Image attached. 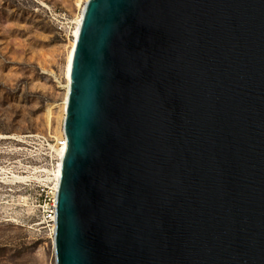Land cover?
I'll use <instances>...</instances> for the list:
<instances>
[{
	"label": "water",
	"instance_id": "1",
	"mask_svg": "<svg viewBox=\"0 0 264 264\" xmlns=\"http://www.w3.org/2000/svg\"><path fill=\"white\" fill-rule=\"evenodd\" d=\"M56 264H264V0H88Z\"/></svg>",
	"mask_w": 264,
	"mask_h": 264
},
{
	"label": "rangeland",
	"instance_id": "2",
	"mask_svg": "<svg viewBox=\"0 0 264 264\" xmlns=\"http://www.w3.org/2000/svg\"><path fill=\"white\" fill-rule=\"evenodd\" d=\"M85 2L0 0V264H56L37 206L56 161L38 137L54 148L64 135L65 66Z\"/></svg>",
	"mask_w": 264,
	"mask_h": 264
},
{
	"label": "built area",
	"instance_id": "3",
	"mask_svg": "<svg viewBox=\"0 0 264 264\" xmlns=\"http://www.w3.org/2000/svg\"><path fill=\"white\" fill-rule=\"evenodd\" d=\"M50 11V10H49ZM50 14L52 15V18L58 17V14L56 12L50 11ZM41 139L42 144H46V147H48L50 154H54V158L56 161V167L58 165V162L61 161V156L59 155L58 151H56V148L63 153V150L65 147H67V139L66 137H60V140L58 141V144L53 147H49L48 140L45 136L38 137ZM56 169V168H55ZM54 172V170H53ZM51 173L50 181L52 182L50 187H45V185L41 188L42 195L40 200L38 201V211L41 217V222L45 225H50L52 230V235L54 236V226L56 221V207H57V194H58V186L57 185V179L54 177V173ZM59 184V183H58ZM57 185V187H56Z\"/></svg>",
	"mask_w": 264,
	"mask_h": 264
},
{
	"label": "bare ground",
	"instance_id": "4",
	"mask_svg": "<svg viewBox=\"0 0 264 264\" xmlns=\"http://www.w3.org/2000/svg\"><path fill=\"white\" fill-rule=\"evenodd\" d=\"M87 2H88V0H86L85 3H87ZM85 5H84V7L82 9L81 14L78 16V18L76 20V26H75V28L73 30V33H72L73 41H72L71 48H70V50L68 52L67 60H66L65 77H66V80H67V86H66L67 89H66L64 102H63V112H64L63 119H64V121L66 119L67 105H68V96H69L70 85H71L72 61H73V56H74V51H75L77 39H78V36H79V33H80V28H81L82 21H83V13H84ZM63 134H64L63 137L65 138L66 136H65L64 130H63ZM66 150H67V147H65L64 150H63V153H61V150L59 151L57 149L59 155L61 156V161L58 162V165H57L56 169L53 172L54 173V177H56V179H57V185H59L58 183L60 182V179H61L63 160H64V157H65V154H66ZM15 178L22 179V178H20L18 176H15ZM57 185H56V187H57ZM58 189H59V186H58ZM54 232H55V226H54ZM53 244H54V239H53Z\"/></svg>",
	"mask_w": 264,
	"mask_h": 264
}]
</instances>
